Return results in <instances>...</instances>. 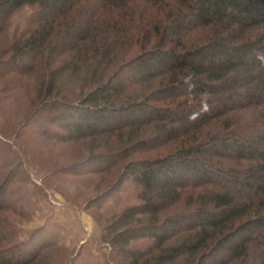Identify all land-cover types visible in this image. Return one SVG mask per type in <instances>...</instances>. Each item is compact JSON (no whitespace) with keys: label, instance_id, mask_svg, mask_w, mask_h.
I'll return each instance as SVG.
<instances>
[{"label":"trees","instance_id":"obj_1","mask_svg":"<svg viewBox=\"0 0 264 264\" xmlns=\"http://www.w3.org/2000/svg\"><path fill=\"white\" fill-rule=\"evenodd\" d=\"M0 87V264H88L21 235L65 169L117 264H264V0H0Z\"/></svg>","mask_w":264,"mask_h":264},{"label":"rangeland","instance_id":"obj_2","mask_svg":"<svg viewBox=\"0 0 264 264\" xmlns=\"http://www.w3.org/2000/svg\"><path fill=\"white\" fill-rule=\"evenodd\" d=\"M27 19L28 10L19 13L13 20V27L9 29V34H16L18 28L24 30ZM6 37H10V35ZM16 98L23 101V97L17 94L13 99L15 103L12 106V110L13 108L16 109L18 104L21 105L17 103L18 100ZM40 139L34 140L39 146V148H35L36 152L40 150L43 153L46 152L49 158L55 162V166L63 169L73 163L64 155L65 151L70 154L72 147L68 145H64L63 147L57 146L52 142L46 146H41L39 144ZM64 172L57 180L58 184H60V189L51 190L49 198H42L39 201L40 210L37 214L31 221L24 222L21 225L22 239L32 230L44 224L59 226L62 228V238L66 246L75 250V252L77 248H83L81 255L88 264H117L112 261L113 257L117 256L115 252L111 248L103 247L101 244L100 235L102 231L94 220L95 212L90 208H86L87 210L83 209L86 203H89L92 198L96 197L101 192L100 189L106 187L110 182L107 181V184H104L106 180L102 182L101 177L98 175L88 173L71 174L67 169ZM37 176L35 177L38 178ZM135 203L127 204L124 208ZM102 225L106 228L108 221L102 222ZM140 244H146V241Z\"/></svg>","mask_w":264,"mask_h":264}]
</instances>
